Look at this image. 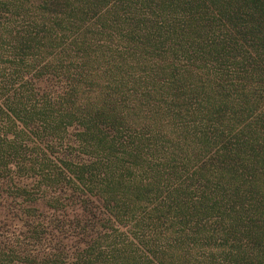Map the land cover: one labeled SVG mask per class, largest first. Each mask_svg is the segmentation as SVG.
I'll use <instances>...</instances> for the list:
<instances>
[{
    "label": "trees",
    "instance_id": "obj_1",
    "mask_svg": "<svg viewBox=\"0 0 264 264\" xmlns=\"http://www.w3.org/2000/svg\"><path fill=\"white\" fill-rule=\"evenodd\" d=\"M0 264H264V0H0Z\"/></svg>",
    "mask_w": 264,
    "mask_h": 264
}]
</instances>
